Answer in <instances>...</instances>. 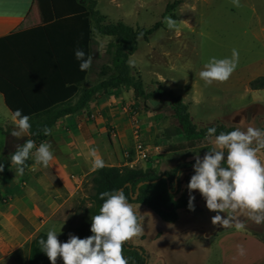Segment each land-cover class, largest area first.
<instances>
[{
  "label": "rangeland",
  "instance_id": "rangeland-1",
  "mask_svg": "<svg viewBox=\"0 0 264 264\" xmlns=\"http://www.w3.org/2000/svg\"><path fill=\"white\" fill-rule=\"evenodd\" d=\"M97 1V8L108 22L123 20L134 27L147 28L161 21L160 26L147 37H139L138 49L129 56V60L133 61L132 72L142 77L147 92L154 91L160 81L165 89L182 94L189 103L190 116L198 127L225 123L242 129L249 126L263 129L264 88H252L249 83L251 79L264 75V62L260 60L264 47L252 40H246L242 44L235 37L238 25L252 21L251 4H257L259 0H236L235 3L233 0ZM165 17L174 21L173 28L167 27ZM96 34L102 38L95 40L96 43L92 45L89 79L93 84L107 77L112 66L108 49L113 39L97 31ZM232 49H236L239 55L229 78L205 84L198 75L204 62L209 57H230ZM123 93L127 96L126 90ZM131 96L127 103L129 117L138 124L142 123V126L144 123L148 128L150 143L160 146L161 152L157 155L160 162L154 168L158 172L173 168L186 157L198 155L206 146H211L208 138L192 139L184 143V135H181L176 143L168 140L171 135L179 132V122L168 96L163 94L144 98L132 93ZM2 104L3 95L0 93V114ZM2 111L8 113L4 109ZM2 124L5 122L0 119V125ZM8 129L10 127L0 126V155L7 147L5 131ZM35 146L34 142V149ZM48 183L51 184V180ZM24 185L25 175H15L12 168L8 169L0 182V264H27L23 249L15 251L12 248L17 244V235L22 237L24 244L29 238V233L25 230V215L21 212H17L20 216L11 214V211L18 210L15 205L22 210L34 209L41 213L42 209L47 212L54 221L53 229H59L62 224L63 241H66L69 233H77L81 237L79 229H84L90 222L89 214L83 216V207L90 206L89 195L93 191L87 175L75 183L73 190H66L63 197L59 195L60 199L58 196L47 207L40 197L37 198L36 205L27 192H24ZM192 193L195 208L192 212L180 208L177 223L163 220L142 204H131L133 208L138 206L144 218L141 221L142 231L129 238L128 242L143 248L147 256L146 264L149 259V264L154 261L173 264L170 253L179 248L216 246L217 237H206L203 229L207 227L212 231L223 226L219 222L212 223L211 217L215 212L205 207L198 190H192ZM50 194L56 198L54 195H58V192ZM16 195H19L20 202L15 200ZM239 219L243 220V227L264 237V222L257 224L246 215H241ZM56 264H63L60 257L56 259Z\"/></svg>",
  "mask_w": 264,
  "mask_h": 264
},
{
  "label": "trees",
  "instance_id": "trees-1",
  "mask_svg": "<svg viewBox=\"0 0 264 264\" xmlns=\"http://www.w3.org/2000/svg\"><path fill=\"white\" fill-rule=\"evenodd\" d=\"M178 2V1H176ZM53 19L45 24H40L27 29L28 32L44 35L43 40H34L25 49L14 46L10 49L0 45V49L13 52L21 60V67H27L30 76L34 81H20L5 73L0 68V92L4 93L6 102L13 111L19 108L22 114L29 116L30 139L36 144L45 141L43 128L49 129L56 123L57 119L66 114L82 109L100 91L120 85H129L134 89L138 97L148 98L155 95H166L170 98L174 107V114L179 122L178 131L186 136L188 140L205 138L215 134H207L206 129L215 126L217 133L220 131H230L234 125L225 123L208 124L198 127L191 118L189 103L185 101L182 94H177L171 89H165L162 82H158V87L147 92L143 79L140 75L132 72L133 66L128 63L129 56L138 49L139 37H147L161 24L156 22L150 27H134L123 20L108 22L104 14L97 8V0H48ZM175 5V4H173ZM170 8V7H169ZM168 8V9H169ZM64 26L59 28V26ZM93 29L102 35L112 37L110 48L112 66L107 72L108 76L102 78L96 84L83 87L90 67L85 71H80L78 61L74 57V49L80 48L86 56L91 57ZM9 36L0 38V42L7 40ZM41 49V53L36 50ZM3 51L0 50V55ZM40 56L47 60L43 67V76L48 79H39V72L33 70L32 64L28 63L31 57ZM43 65V64H41ZM47 66H50L48 69ZM48 71V72H47ZM252 88H264V75L250 81ZM37 88H40L38 90ZM76 98L74 104L73 99ZM264 129V127H263ZM8 140L5 151L0 155V163L4 164L0 171V182L7 173L11 165L8 159L16 146L22 144L24 139H17L11 135L8 129ZM212 148V146H209ZM195 159L183 160L173 168L158 172L152 167H132L127 165H105L87 175L92 184V193L89 195L90 206L83 207L84 215L95 214L101 204L98 194L105 190L120 189L123 191L128 202H139L154 210L160 217L168 222L178 219V209L185 208L188 211L194 210L193 199L189 207V196L186 192H181L180 176L184 172L193 173L192 164ZM223 165V161L221 162ZM31 164L30 157L25 162L24 169ZM178 186H175L177 172ZM140 181H150L143 183L139 188L136 198H133L137 184ZM192 196V195H191ZM193 197V196H192ZM89 224L84 229H79L81 238L90 235ZM46 233H38L33 239L31 247L35 249V264H50L46 255L39 250L38 241L45 237ZM63 241L62 237H57ZM122 255L127 258L128 264H146L147 256L142 247L132 245L128 240L121 246Z\"/></svg>",
  "mask_w": 264,
  "mask_h": 264
},
{
  "label": "crops",
  "instance_id": "crops-1",
  "mask_svg": "<svg viewBox=\"0 0 264 264\" xmlns=\"http://www.w3.org/2000/svg\"><path fill=\"white\" fill-rule=\"evenodd\" d=\"M251 9L252 21L249 22V24L238 25L237 27L239 28L235 32V37L238 38L242 44L246 40H252L264 47V0H259L257 4L253 2L251 4ZM52 19L53 13L50 10L48 0H0V38L9 36L7 40L0 42L1 47L6 45L7 48L10 49L11 47L19 46L25 49L27 46H30L34 40L45 39L44 35L38 36L37 33L28 32L27 29L45 24ZM60 27L63 29L64 26L62 25L59 26V28ZM93 30L92 45L96 43L95 40L98 41L102 38V36L96 34L95 29ZM0 50L3 51V54L0 55V68L5 73L20 81H24L25 79L26 81H34L27 67H21V60L11 52L12 50H8V52H5V49L2 48ZM41 51V49H37L36 53H41ZM262 55L263 57L260 60L264 62V53H262ZM27 61L32 64L33 70L39 72V79L49 78H45L42 71L47 60L40 56H35ZM47 67V70H49L50 66ZM90 81L88 75L82 86L89 87L93 85V82ZM37 89L41 91L40 88ZM124 90L127 91V96L123 93ZM0 93L3 95L2 107L5 111H8V113L5 114L2 111L3 109L1 110L0 119L4 121L5 124L0 126H8L12 131L13 129L11 127L14 126L13 120L11 119L12 110L6 102L4 93ZM131 93L135 95L134 89L129 85L109 88L106 91L99 92L82 109L66 113L57 119L56 123L50 129L48 138L43 141L49 143L50 150L53 153L52 159L47 166L35 162L32 154L35 149H33L31 156H29L31 164L24 169L23 172L25 175L24 192H27V195L31 200L35 201L36 205H38L37 198L40 197L41 202H43L46 207L51 206L59 195L63 197L66 190H73L77 181H80L84 176L93 171L90 167L91 157L89 156V149H95L97 155L104 160L105 165L131 166L130 164L135 159L134 146L136 141L133 134L134 122L132 118L129 117L127 110L128 99L132 97ZM75 101L76 98L73 99L72 104H74ZM141 124H139L141 138L150 145L155 146L154 143H150L148 140L150 138L148 135V128L144 126V123L143 126ZM181 135L184 134L177 132L171 135L168 140L172 143H176L179 140L178 137ZM214 136L215 135L205 137L209 139L208 144L212 147H214ZM15 138L22 139L17 136H15ZM5 139L7 142L8 134L6 131ZM182 141L187 143L186 141L189 140L184 135V140ZM38 145L36 144V146ZM208 148L209 147L206 146V149L202 153L186 157L185 160L195 159L196 156L202 157ZM126 150H130V156H126ZM160 152L159 146L158 149H153L151 151V155L147 160L141 159L134 161L135 166L144 168L157 167L160 162V158L157 155ZM261 152V159H264V149H261ZM192 174L193 173L184 172L181 174L180 179L182 186L181 192H186L193 196L192 190L189 192L187 189V183ZM49 180H51V184L48 183ZM50 192H58V195H54L56 197L54 198ZM15 200L20 202L19 200L21 199L19 195H16ZM128 203L132 204L139 202ZM14 207L18 210L16 212L11 211L12 215L16 214V216H20V213L17 214V212H21L27 219L25 230L28 231L29 238L24 244L22 237L20 238L17 235V244L12 248L15 251L18 249L22 251L23 249V253H26L27 264H35L32 263L34 262L35 249L31 247V243L38 233H46L50 228L53 229L52 226L54 221L51 220V216L42 209L41 213H39L34 209L29 210L23 208L24 211L19 209L18 205ZM178 219L172 223H177ZM242 221L243 220H241V222ZM61 231L60 229L57 233V237L63 238ZM73 234L77 235V233ZM203 234L206 237L215 235L217 237L216 246L196 245L191 248H179L178 251L170 253L173 264H264V237L260 233L247 229L246 227L237 230L234 226H228L226 228L219 227L218 230L214 229L212 231H209L207 227H205L203 229ZM210 237L206 239L209 240ZM237 244L243 246V255L237 252ZM162 255L165 257L164 254ZM57 258H59V256H57ZM148 261L150 263V259ZM153 264L159 263L154 261Z\"/></svg>",
  "mask_w": 264,
  "mask_h": 264
},
{
  "label": "clouds",
  "instance_id": "clouds-1",
  "mask_svg": "<svg viewBox=\"0 0 264 264\" xmlns=\"http://www.w3.org/2000/svg\"><path fill=\"white\" fill-rule=\"evenodd\" d=\"M235 3L236 0H233ZM168 28L174 27V21L165 17ZM236 49L231 50L230 57H209L204 62L198 75L205 84L213 81H225L236 67L238 60ZM74 57L78 61L80 71L91 65V57L80 49H74ZM131 65L133 61L129 60ZM13 124L18 126L11 132L12 136H29V116L22 114L19 108L11 112ZM45 135L50 129L43 128ZM206 133L214 136V147L208 148L202 157L196 156L192 164L193 174L187 183V189L198 190L204 199L205 207L215 212L211 217L213 224L219 222L223 227L234 226L239 230L243 224L239 217L246 215L248 219L260 224L264 222V129L235 127L230 131L217 133L215 126L206 129ZM34 149V141L26 139L16 146L8 162L15 175L24 172L25 162ZM35 162L47 166L52 159V151L47 142L35 146L32 153ZM91 170L104 167V160L97 155L95 149H89ZM223 161V165L222 162ZM4 164L0 163V171ZM101 204L98 211L89 217L90 235L78 237L68 234L66 241H59V230L50 228L46 236L38 241L39 250L43 252L50 264H56L59 256L63 264H128L122 255V243L142 231L143 216L138 206L133 208L120 189L105 190L98 194ZM193 197L189 196V207ZM221 213L225 215L222 216ZM171 226V225H169ZM237 252L244 254L242 245L237 244Z\"/></svg>",
  "mask_w": 264,
  "mask_h": 264
},
{
  "label": "built area",
  "instance_id": "built-area-1",
  "mask_svg": "<svg viewBox=\"0 0 264 264\" xmlns=\"http://www.w3.org/2000/svg\"><path fill=\"white\" fill-rule=\"evenodd\" d=\"M133 122H134L133 134L136 139L135 146H134V156H135L134 161L141 160V159L147 160L151 155V151L153 149H158L159 146H156V145L153 146L145 142L141 138V129H140L139 124L135 120H133ZM125 153H126V156H130L131 154L130 150H126ZM134 161L130 164L132 167H136L134 164L135 163Z\"/></svg>",
  "mask_w": 264,
  "mask_h": 264
},
{
  "label": "water",
  "instance_id": "water-1",
  "mask_svg": "<svg viewBox=\"0 0 264 264\" xmlns=\"http://www.w3.org/2000/svg\"><path fill=\"white\" fill-rule=\"evenodd\" d=\"M18 126L14 125L12 126L11 128L12 129H15L17 128ZM18 138H29L30 137V133H29V136L27 134H22L21 136H17ZM180 174V171L177 172V176L175 177V186L177 187L178 186V176ZM145 182H150V181H140L137 186H136V189H135V193L133 194V198H136L138 193H139V188L140 186L145 183Z\"/></svg>",
  "mask_w": 264,
  "mask_h": 264
}]
</instances>
